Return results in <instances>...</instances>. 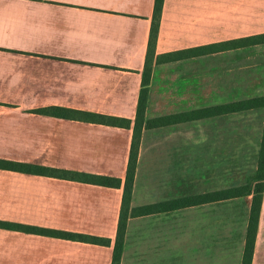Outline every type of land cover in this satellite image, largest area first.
Wrapping results in <instances>:
<instances>
[{
	"label": "crops",
	"instance_id": "0c3cea01",
	"mask_svg": "<svg viewBox=\"0 0 264 264\" xmlns=\"http://www.w3.org/2000/svg\"><path fill=\"white\" fill-rule=\"evenodd\" d=\"M153 4L154 0H0V159L124 181L130 129L34 112L65 108L133 121ZM260 33L264 0H164L155 52ZM188 62L197 63L200 76L219 78L220 83L230 77L233 82L208 90L196 106L264 96L257 90L260 78L264 84V45L225 51L155 67L147 117L162 115L151 112L156 70ZM237 76L254 79L243 80L251 83L243 89L235 83ZM181 106L173 104L169 113L180 112L174 111ZM245 114L259 115L257 128L246 119L249 129L238 133L244 118L233 117L244 114H237L230 116L232 133L225 136L255 141L253 165L244 175L238 172V181L229 174L224 185L216 149L211 163L199 159L191 165L189 127L194 123L143 131L130 206L250 183L264 111ZM226 118L195 123L214 121L221 126ZM221 138L219 132L213 141ZM207 171L213 179L205 177ZM121 194V188L0 170V221L111 240L106 247L0 228V264H110ZM250 202L251 196L131 218L120 264H241ZM251 264H264V193Z\"/></svg>",
	"mask_w": 264,
	"mask_h": 264
},
{
	"label": "trees",
	"instance_id": "16d2710c",
	"mask_svg": "<svg viewBox=\"0 0 264 264\" xmlns=\"http://www.w3.org/2000/svg\"><path fill=\"white\" fill-rule=\"evenodd\" d=\"M163 4L164 0H154L145 62L143 70L141 72V85L133 121L117 116L103 115L93 112H84L80 110H71L65 108H45L35 110L34 112L39 115L87 122L92 124H100L109 127L130 129L132 132V136L124 181L122 182L119 178L110 176L95 175L65 169H56L27 163H18L3 159H0V170L74 181L78 183L97 185L106 188H121V203L116 226V234L112 244V256L110 264H120L121 262V256L124 248V236L127 228V223L131 218L173 212L185 208L196 207L199 205L247 198L251 196L245 244L241 260V264H251L258 227L261 201L264 193V117L261 137L256 153V168L252 181L250 183L228 186L204 194L189 195L136 208H132L130 206L135 171L137 167L139 146L143 131L159 130L184 124H192L209 119L230 117L237 114H245L250 111H264V96H258L248 99H238L231 102L207 107H200L176 113H166L152 118L147 117L146 112L150 99V85L152 82L153 70L155 67L182 62L185 60L212 55L220 52L264 45V33H260L246 37L230 39L219 43L196 46L163 54H156L155 49ZM0 228L22 230L27 233H36L40 235L89 243L99 246L109 247L111 245V240L108 238L78 234L67 231L48 230L45 228L25 226L4 221H0Z\"/></svg>",
	"mask_w": 264,
	"mask_h": 264
},
{
	"label": "rangeland",
	"instance_id": "374dc122",
	"mask_svg": "<svg viewBox=\"0 0 264 264\" xmlns=\"http://www.w3.org/2000/svg\"><path fill=\"white\" fill-rule=\"evenodd\" d=\"M210 65H212V62H210ZM200 73L201 71L198 70L197 63L193 62L170 67L165 66L157 69L153 78L154 85L151 94V112L153 114L169 113L175 109L172 105L177 103L178 105L182 104V106L174 112L195 109L196 107H204L205 104L202 102L201 105L196 106L200 102L198 101L199 98L205 100L208 90H218L220 85L224 86L225 83L227 85L232 82L230 77H224V82L220 83L219 78L203 77L200 76ZM238 76L237 79L239 81L235 82L237 87H242L243 89L250 87L251 83L247 84V82L254 78H238ZM262 79L263 78H260L261 81L259 83L261 85L258 84L259 87L257 89L261 92L264 91ZM243 80L248 81L242 83ZM230 118L231 117H227L224 120L220 119L224 121V124L221 126L217 125L214 121H210L194 123L189 127V132L191 134V165H193V163L194 165H197L199 159H203L205 163H211V160L213 159V150L216 149L220 155L222 164V185L225 184V178L226 180L229 179V174L232 175L233 182L238 181V172H241L242 175H244V171L249 172L252 168L251 166L253 165L255 141L249 140L248 142H239L225 136L226 134L232 133L231 127H233V125L231 126L232 121L229 120ZM233 118H238L239 120L244 118L243 122L240 125H237L238 133L249 129L247 128L248 126L246 127L244 125V121L246 119H249V121L253 123L252 127H255V129L257 128V123L259 122V115L257 114H244L236 117L234 116ZM219 132H221L222 138L213 141L214 135ZM201 144H205V146L202 145V147H200ZM200 150L203 153H200ZM199 156L201 158H199ZM216 158L218 159V154ZM225 169H227L228 172L231 170L234 171L228 173ZM192 175L193 173H191V176ZM204 175L207 179H213L211 178L212 173H208V171Z\"/></svg>",
	"mask_w": 264,
	"mask_h": 264
}]
</instances>
